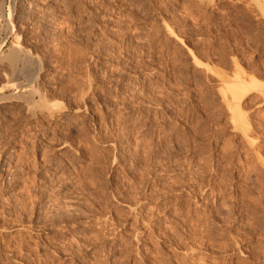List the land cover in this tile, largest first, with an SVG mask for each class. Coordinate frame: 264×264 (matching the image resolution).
<instances>
[{"label": "rangeland", "instance_id": "374dc122", "mask_svg": "<svg viewBox=\"0 0 264 264\" xmlns=\"http://www.w3.org/2000/svg\"><path fill=\"white\" fill-rule=\"evenodd\" d=\"M258 8L0 0V55L40 70L0 61V264H264V167L218 74L263 85L243 111L264 158Z\"/></svg>", "mask_w": 264, "mask_h": 264}, {"label": "bare ground", "instance_id": "6f19581e", "mask_svg": "<svg viewBox=\"0 0 264 264\" xmlns=\"http://www.w3.org/2000/svg\"><path fill=\"white\" fill-rule=\"evenodd\" d=\"M251 1H254L257 5H258V10H260V12L262 13V15L264 16V0H251ZM249 2H250V0H249ZM2 4V3H1ZM11 5V4H10ZM257 7V6H256ZM2 9H3V7H1ZM1 9V10H2ZM9 9H11L10 7H9ZM13 9V8H12ZM4 10V9H3ZM11 11L12 10H10L9 12H10V16H11ZM1 12V11H0ZM3 12V11H2ZM3 14V13H2ZM0 15H1V13H0ZM10 16H9V19H10ZM2 17V16H1ZM7 23V22H6ZM10 25H11V28L13 29V24H12V22L10 21ZM8 26V25H7ZM7 31V30H6ZM7 33H8V31H7ZM6 33V34H7ZM11 34V33H10ZM6 38V37H5ZM5 44V43H4ZM0 49H1V47H0ZM11 50H9V52H7L6 54H3L2 53V55H0L1 56V58H0V61H4L3 59H5V60H7V64L9 65V63H10V65L12 66V68H15V69H12L13 71H14V73L15 72H17V69H18V72L16 73V75L20 72V73H25V74H27V75H29L28 77H34L35 75H36V73H37V71H39L40 72V70H38V67H37V65H34V64H36L35 62H36V60L34 61L33 60V65H32V62H29V58H32L31 56H30V54L29 53H27L26 52V49L24 50V49H22L18 44H14L13 46H12V48H10ZM35 57H33V59H34ZM20 60H24V62H25V64H24V62L22 63L23 65H22V67H21V69H19V67L17 68L16 66L18 65V62L20 61ZM28 64H29V66H28ZM11 66H10V68H11ZM24 66V67H23ZM28 66V67H27ZM31 66V67H30ZM34 66V67H33ZM17 68V69H16ZM40 69V68H39ZM11 70V71H12ZM16 70V71H15ZM39 72H38V74H39ZM221 72V71H220ZM14 73H13V75H14ZM217 73V72H216ZM8 74V73H7ZM220 76H221V81H223V82H221V84H222V86H223V89H222V92L221 93H223L222 95H223V100H224V102H225V104L227 105V107L229 108V110L232 112V120H234V122H235V124H236V128H238L239 130H241L242 132H243V136L246 138V140L249 142V146L250 147H253L252 149L254 150H252L251 152H254V154H255V157H257L258 158V161H259V163H261V165L264 167V158L262 157L263 156V154L261 153L262 152V150H261V147L260 146H254V142H255V140H254V142H252L253 140H249V139H251L252 137L250 136V134L254 131V127L252 126V123H251V121H250V118H248L249 116H247L246 117V113H245V111H243V107H244V100L246 99V97H248L249 95H251L252 93H253V91H255L256 89H258V88H262L263 87V85L262 86H258V82H257V79H251V80H248V78H246V77H244V75L242 74V72L241 71H238L237 73H236V75H235V77L233 78V79H231V78H228L227 76H225L224 75V73L222 74V73H218ZM16 75H14V76H16ZM19 75V74H18ZM17 75V76H18ZM22 75V74H21ZM5 76H6V74H5ZM12 77V76H11ZM6 78H7V76H6ZM16 79V78H15ZM31 79V78H30ZM11 80L12 81H15V80H13L12 78H11ZM10 80V81H11ZM18 80V79H17ZM26 81V80H25ZM28 81H29V79H28ZM257 83V84H256ZM14 84V83H13ZM28 84V83H27ZM261 84V83H260ZM18 85V84H17ZM17 85H15V86H17ZM19 85H20V83H19ZM34 87V86H33ZM30 88V87H29ZM37 88H39V87H37ZM264 89V88H263ZM27 90V89H26ZM37 90V89H36ZM41 90V89H40ZM32 93H31V92ZM29 91V89H28V92H30V96H31V94L32 95H34L35 96V94H34V92H33V90L31 89ZM37 92H39V90L37 91ZM20 93L21 92H19V94H18V96H19V100H20ZM43 93V92H42ZM41 93V94H42ZM17 94V93H16ZM22 94H24V92L22 93ZM39 94H40V92H39ZM17 96V95H16ZM15 96V97H16ZM22 96V98L24 97V95H21ZM26 96V98H28L27 97V95H25ZM41 96V95H40ZM44 96V95H43ZM42 96V97H43ZM11 99V96H6V95H4V94H0V101L1 100H7V99ZM25 98V97H24ZM25 98V99H26ZM30 99V98H29ZM31 99H33V98H31ZM45 100H46V98H45ZM25 101H27L28 102V113L31 115H29L30 117H32V116H34L35 117V115H37V112H44V110L45 109H47V108H45L44 107V105L42 104V102L39 104V102L37 101H30V100H25ZM40 101V100H39ZM27 102H26V104H27ZM47 111L50 113V110H48L47 109ZM46 111V112H47ZM42 112V113H43ZM248 114V113H247ZM39 115V114H38ZM50 115V114H49ZM51 115H53V112L51 113ZM54 116V115H53ZM34 119V118H33ZM234 124V125H235ZM235 128V127H234ZM236 130V129H235ZM255 132V131H254ZM251 137V138H250ZM145 158V157H144ZM253 159V158H252ZM31 160V159H30ZM258 163V164H259ZM262 167V168H263ZM30 189V188H29ZM26 191V190H25ZM30 194V193H29ZM23 195V194H22ZM33 196V195H32ZM31 197V196H30ZM22 202V201H21ZM135 203V202H134ZM133 203V204H134ZM15 205V204H14ZM131 205V204H130ZM135 205V204H134ZM141 205V204H140ZM24 206V205H23ZM131 207V206H130ZM132 208H137V209H139L138 207H136V206H134V207H132ZM131 208V209H132ZM134 209V210H135ZM136 209V210H137ZM133 210V211H134ZM135 210V211H136ZM23 212V211H22ZM131 212V211H130ZM142 220V219H141ZM143 221V220H142ZM113 222V221H112ZM135 222V221H134ZM144 222V221H143ZM152 224V223H151ZM148 226V225H147ZM116 232V231H115ZM140 232V231H139ZM144 235V234H143ZM194 252H192V254H193ZM189 256L188 255H186V258H188Z\"/></svg>", "mask_w": 264, "mask_h": 264}]
</instances>
